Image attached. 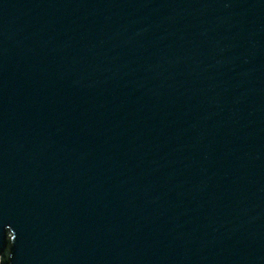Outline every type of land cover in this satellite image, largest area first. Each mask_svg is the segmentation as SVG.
<instances>
[{"label":"water","instance_id":"water-1","mask_svg":"<svg viewBox=\"0 0 264 264\" xmlns=\"http://www.w3.org/2000/svg\"><path fill=\"white\" fill-rule=\"evenodd\" d=\"M7 236L9 264H264V0H0Z\"/></svg>","mask_w":264,"mask_h":264},{"label":"trees","instance_id":"trees-1","mask_svg":"<svg viewBox=\"0 0 264 264\" xmlns=\"http://www.w3.org/2000/svg\"><path fill=\"white\" fill-rule=\"evenodd\" d=\"M6 233H8V229H6ZM8 235V234H7ZM12 238L10 236H7L5 239V243L3 246V249L0 253V264H9L11 257H12Z\"/></svg>","mask_w":264,"mask_h":264}]
</instances>
